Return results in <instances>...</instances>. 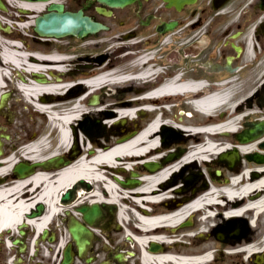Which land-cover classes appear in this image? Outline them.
I'll return each instance as SVG.
<instances>
[{
    "label": "flooded vegetation",
    "instance_id": "af4514ba",
    "mask_svg": "<svg viewBox=\"0 0 264 264\" xmlns=\"http://www.w3.org/2000/svg\"><path fill=\"white\" fill-rule=\"evenodd\" d=\"M66 2L68 9H82L108 28L88 34L83 39L74 36L64 39L44 38L37 34L31 38H25L17 32L9 33V36L17 38L23 45H28L32 50L39 52L38 55L27 56L26 60L29 63L49 66L46 68L48 76L54 77L56 82L68 83L64 94L60 97L76 99L83 95L86 96L83 103L81 102L84 107L81 114L87 116V120L89 118L116 119L117 123L110 131L116 135L115 142L129 133L137 136L152 122L158 121L160 134L157 145L161 147L158 153L161 151V154L165 155L155 161L164 167L171 152L187 150L189 145H196L202 141L201 136L197 137L196 141L191 137V141H187L188 135L193 133L187 130L194 129V126L201 128L210 125L209 122L203 125L195 120L192 123L186 121L188 119L186 114L193 111L191 105L193 100L182 95L173 99L166 92L158 96L160 94L158 91L174 78L177 83L196 82L199 85V87L196 86V90L201 94L215 92L218 85L223 84L227 87L231 85V81H234L245 89L251 90L242 97L248 109L244 111L241 108L240 111H244L243 114L248 113L249 118L254 116L258 120L264 119V111L261 112L258 106L259 102L264 100L262 99L264 97V0H121L118 4L103 0H66ZM167 23L174 24L173 28L165 29ZM166 37L170 39L165 43ZM101 39L107 40L105 49L102 48L97 52L91 50L92 52L77 59L71 57L76 53L72 52L69 47H65L67 40L68 42L74 40L81 43L104 45ZM55 42L61 44L56 47ZM115 43H117L116 47L111 50L110 48ZM53 44L55 47L51 46ZM167 44L168 48H159ZM174 49L181 51L182 56L175 55L173 58ZM152 50L154 53H150ZM12 51L17 52L18 49L8 50L9 53ZM140 51L144 52L138 53ZM131 52L136 54L132 55ZM156 52L168 65L169 70L159 77H144L152 74L148 70L138 79L142 70L149 67L139 64L155 56ZM58 53L69 57L68 61H64L63 72L52 69V66H56V61L49 56ZM108 59L110 61L105 63ZM68 64L72 65L69 69ZM54 71L55 75H52ZM108 73H112L109 77L114 79L105 80L106 82L98 80L96 86L93 88L89 86V81ZM182 75L183 79L180 78ZM29 76L36 81L46 78L43 72H32ZM16 77V81L13 80L14 78H0V137L4 141L2 158L14 155L18 160L16 163L26 162L28 165H34V163L47 161L58 154L62 155L64 161L71 160V162L82 157H90L89 148L85 146L88 142L84 135L86 128L83 125L73 128L72 143L68 150H57L58 143H55L58 139L57 131L50 124L45 110L37 111L33 105L26 102L25 96L18 88L19 82H24L25 79L18 71ZM11 82H14V88L9 87ZM164 94L166 95L163 96ZM95 96H98L96 106L93 105ZM56 97L58 95L47 94L41 96L40 99L51 101ZM21 99L25 104L22 108L19 107ZM255 100H257V105ZM68 106L48 108V111L61 115L67 112ZM124 110H131L133 116L127 117ZM254 110L257 112L251 113ZM30 111L33 112L35 119L32 118L33 114ZM200 113L203 112H199L197 118L201 115ZM217 115L224 116L225 112H218ZM21 118H24V126H19L18 121ZM32 119L33 126H28L26 122ZM172 121H175L177 126L173 125ZM36 124L37 127H35ZM6 135H9V138ZM19 137L23 141L21 144L18 141ZM88 137L90 139V135ZM43 139L47 140L48 146L42 148L40 156H26V152H20L24 145ZM96 143L101 142L96 140ZM259 145L264 148V139L259 142ZM152 156L147 155L144 162L133 167L138 176L144 175L143 169H146L144 164L153 158ZM243 159L234 163L233 166L218 156L215 159L214 168L210 171L209 184L203 177L195 175L186 182L189 178L188 170L194 169H181L179 174L172 176L165 183V187L171 189L172 197L158 203L148 204L150 210L141 205V203L145 204L143 196L135 192L133 194L135 200L132 202L133 211L125 214L128 220H122L123 222H121L118 207L113 208L112 204L108 205L109 203L102 200L95 202L100 206L99 217L92 223L89 222L81 208L94 202L77 198L71 205V210H65L62 215L55 214L41 224L39 220L46 215L47 204L32 198L34 195L31 194L32 191L11 192L14 194L11 199L17 200L18 196L22 195L21 199L27 206H19V202H16L9 209H2L4 205L7 207L10 205L2 200L7 198L6 195L0 197V264H62L64 250L67 246H71L73 250L72 264H153V259H145L138 242L123 235V224L131 227L134 236L139 237L142 233L140 228L144 226L142 217L168 216L180 206L195 200L204 192V187L210 184L219 189L230 186L233 178L242 175L246 170ZM3 163L0 162V167L9 165V163ZM257 164L259 167L264 166V163ZM13 167L7 171V174H0V186L3 188L17 187L18 181L30 177L28 175L21 179L18 174L14 173ZM42 169L37 167L35 172ZM46 170L57 171L58 168L47 167ZM218 170H221L220 175L217 173ZM116 171L123 172L119 169ZM128 176L129 174H126L125 178ZM249 177L258 178L253 176V170H250ZM83 188L90 191L92 186L81 185L79 187L80 190ZM263 194L264 189L256 190L246 196L240 204L256 200ZM216 195L219 196V193ZM181 203L183 204L178 206ZM7 211L12 213L7 214ZM73 216H76L92 233L88 235V242L81 245L82 249L78 247L69 230ZM252 217V212L249 211L246 214V221L230 222L227 226L219 223L216 225H220L221 229L225 228L234 232L244 225L247 229L244 238L241 236L242 240L236 241L230 236L229 242L246 244L261 238L258 236L260 233L253 232L251 225L254 223L257 227L259 225V229L263 228V216L255 219ZM218 226L215 232L210 233L214 240L219 239L220 228ZM165 228H168V234L175 237V240H181V242H175L172 241L173 238H170L171 242L162 243L160 246L164 248V252L171 253L174 260L176 257L193 258L200 254L198 246L202 238L199 237L200 224L197 222L196 214L176 224L175 229ZM61 239L64 244L62 247L60 246ZM185 241L190 243L186 245ZM171 244L173 247L184 246L183 248L187 249H170ZM194 248H197V251H193ZM147 250L153 253L151 243L147 245ZM223 255L226 256L225 252ZM222 256H215L210 264L224 259ZM229 257H236L235 261L231 260L226 264H259L257 255L229 254ZM260 260L264 264V258ZM166 263L176 264L174 261Z\"/></svg>",
    "mask_w": 264,
    "mask_h": 264
},
{
    "label": "bare ground",
    "instance_id": "6f19581e",
    "mask_svg": "<svg viewBox=\"0 0 264 264\" xmlns=\"http://www.w3.org/2000/svg\"><path fill=\"white\" fill-rule=\"evenodd\" d=\"M16 6L34 11L43 8L44 3L20 0L18 1V4H16ZM169 39V37H166L164 39V42H168ZM142 52L144 51H140L138 53ZM150 53H154V51L152 50L150 51ZM130 54L133 55L136 53L131 52ZM49 57L52 60L56 61V66H52V68H56L60 72H63L65 67L64 61L69 57L63 56L61 53L52 54V56ZM47 67L49 66L28 64L24 71L39 73L43 72V70H46L45 68ZM149 69L150 67H146L144 70H142L137 78L139 79L140 76L147 73ZM52 73V75H55V71ZM111 74L112 73H108L106 75L100 76L96 80L89 81L88 84L90 87H94L97 85L98 80L109 81L111 79H114L112 77H109L111 76ZM53 78L54 77H49L47 83H41L27 79V82H20L18 84V88L23 96H26L28 97V99L32 100L37 111L41 112L47 110V108L53 109L57 106L65 107V105H69V108L66 109L67 112L65 113L63 120L60 121L59 126L55 129L58 133L57 150L60 148L66 149L70 146L71 143V124L77 121V119L80 117V112L84 110L81 102L83 103V101L86 99V96L83 95L80 98L76 99L60 97L62 94H64V89L68 86V83L56 82ZM230 83L231 85H228L227 87L225 86L223 90L221 89L219 91L201 94L197 93L196 90H194L196 86L199 87L197 83H193L192 81L177 83L174 78V80L165 84V86H163L158 91L160 93L158 96H161L163 92H166L171 95L173 94V96H175L176 94V96H179V93H181L185 98H189L192 100H194V97H198L194 100V102L204 113L201 118L200 116L198 117L200 118L199 121L203 123L209 122L210 126L208 125L203 129V132L208 131V135L204 137L203 141L193 146L192 150L187 151L186 154H184L182 157L166 162L167 164L159 169H143L144 175L138 178L140 182V185L138 187L130 190L123 189L119 187V185L115 183V181L108 178V173L109 171H115V168H113L115 167V164L123 163L126 165L124 169H130L132 166L139 165L144 162L147 155H153V158H151L149 161L158 160L165 155L161 154V151L160 153H158L159 149L161 148L157 145L160 134V123L158 121L152 122L139 135L134 136L124 142L117 141L114 146L110 147V149L97 150L94 156L90 158L82 157L72 166L64 168L60 171L42 169L34 173V175H32L31 177H28V179L18 181L17 187L3 188L2 186H0V197L6 195L7 198L5 197L6 199L2 200L10 205L9 207L4 205L2 209L7 210V208L9 209L10 207L14 206L16 202H19V206L26 207L27 204H25L24 200L21 199V197L23 196L20 195L18 196L17 200H14L11 199V197L14 196V194H12L11 192L16 193L23 190L32 191L31 194H34L32 198H35V200L38 201L41 200L48 206L46 215H44L39 220L41 224H44L53 215L61 213L62 210L66 208L59 201V198L61 194L68 188H70L72 184L78 179L86 180L90 183H95V188L93 190L89 191L84 189L80 191L79 198L82 199L95 200L98 198H102L101 185L104 182L106 183L105 186H103L106 188L111 201H117L121 197H126L127 193H131L132 195L134 192H138V194L143 196V200L152 201L155 203L161 202L163 199L172 197V191L171 189H167L165 187V183L172 177L173 173L178 171L179 166L183 162L201 160L202 158H206L209 155H214L221 151L228 150L230 146H228V144H226V141L222 139L223 133L228 131H236L238 120H241L248 114H242L245 110L248 109L247 106H245V100H242V97L244 95L246 96V94H248V92L251 90L245 89V87L235 83L234 81H231ZM147 85H149V83ZM47 94H52L54 96L58 95V97L53 98L51 101H43L40 99L41 96ZM165 95L166 94H164L163 96ZM241 108L242 110H244L243 112L240 111ZM220 110L225 111V115L223 116L224 119L219 124H216V121L218 120L217 113ZM124 111L125 113H127V117L133 116L131 110ZM255 112L257 111L254 110L251 113ZM186 121L188 123L194 122L193 119H186ZM257 132H254V134H257ZM205 135V133H190V137L194 141L197 140V137L199 138V136ZM258 142L259 141L250 143L249 145H242L241 150L244 152H249ZM46 146H48V142L46 139H43L41 141L34 140L31 143L24 145L21 148L20 152H26V156L33 155L34 157H38L40 156L42 148ZM85 146L87 147L86 144ZM13 160H15V158L11 157L9 159V163H11ZM10 166L11 164H9L8 166L0 167V174H5L9 170ZM258 172L264 175V166L259 167ZM248 173V170H246L242 175L233 178V182L230 186H225L222 189H219L217 186L212 185L195 200H192L184 205H182L183 203L179 204L178 206H182H180V208H178L174 213L172 212L168 216H153L151 218L142 217L141 220L144 226H142L143 231H141V236L138 237V239L141 241V244L147 245L151 237L156 238L154 240H160V242L165 240V237L163 236L156 237L151 235L152 232L156 231L158 228L161 229L162 226H165L162 224L164 220L167 221L168 219V225L173 226L174 224L181 222V220L188 217L189 214L195 212L196 209L202 208L203 205H205L203 204V199L207 198V200L211 201L210 204L212 203V205L209 206L210 209H216L214 207H219L220 204V202L217 201L219 196L216 195L219 192L226 194V200L228 201V203H231L233 199L236 200V198H241V196L242 198H244L246 195L249 196V194L256 190L264 189V176H261L260 178L255 180H251L252 177L250 178V173L249 176ZM213 194L214 197H212ZM249 209L255 211V213L257 214L264 210V194L260 198L256 200H249L241 206L228 208L226 215L229 217L239 216ZM8 213L11 214L12 212L7 211V214ZM167 229L168 228H164V231H167ZM213 243V241H208L202 246L203 250H205V254H198L197 256L190 258V261L183 260V262L180 261L178 262V264H201L202 262L208 261L207 257L210 255V251L208 250L213 247ZM243 245L245 246L243 248H240L241 243L231 244V253H236L240 250H242L241 252L249 253L252 249H254L253 247L257 248L258 252L264 251V236L258 239L257 243L247 242ZM183 247L184 246L173 247L172 244L170 245V249H187L186 247ZM193 251H197V248H194ZM145 253V259H153L156 264H167L166 262L175 261L173 255L167 251L160 253Z\"/></svg>",
    "mask_w": 264,
    "mask_h": 264
},
{
    "label": "rangeland",
    "instance_id": "374dc122",
    "mask_svg": "<svg viewBox=\"0 0 264 264\" xmlns=\"http://www.w3.org/2000/svg\"><path fill=\"white\" fill-rule=\"evenodd\" d=\"M14 12V11H13ZM16 14V13H15ZM6 15V14H5ZM15 18V17H14ZM28 35H30L28 38H31V33L30 34H28ZM1 39V41H0V63L2 64V63H4V60L6 59L5 57H4V52H5V45L7 46V47H12V46H10L9 44H6L4 41H3V39L2 38H0ZM8 39V38H7ZM100 41H102V43H104V45H101L100 43L97 45V44H94V43H92V44H88L87 42H84V43H81V42H79V41H71V42H68V40H67V46H65V47H69V49L72 51V52H75L76 54L73 56V55H71V57L73 58H75V59H77V58H79L80 56H83V55H87L91 50H94L95 52H97V51H100L102 48H104L105 49V42L107 41V40H105V39H101ZM55 44H56V47H58V45H60L59 44V42H55ZM116 44L117 43H115L114 44V46L113 47H111L110 49L111 50H113L115 47H116ZM95 45V47H92V46H94ZM52 47H55V45L53 44V45H51ZM168 46V44L167 45H162V46H159V48H161V47H163L164 49L165 48H168L167 47ZM25 50V49H24ZM92 52V51H91ZM173 55H174V57H175V55H177V56H182V54H181V51H178L177 49H174L173 50ZM3 55V56H2ZM20 58L22 59V63L23 64H27L28 62H27V60H26V58H25V56H20ZM70 60H72V59H70ZM112 60V59H111ZM65 61H68V60H65ZM108 61H110V59H108V60H106L105 61V63H107ZM10 65H12V63L11 62H6V66H10ZM67 67H68V69L70 68V67H72V65H70V64H68L67 65ZM7 69H9V67H6ZM4 70V68H2V71ZM16 70H13V77L12 78H14L13 80L14 81H16L17 80V77H16ZM10 86H12L13 88H14V86H15V84H14V82H11L10 83V85H9V87ZM20 98V97H19ZM262 99H264V97H262ZM21 101H22V99H21ZM24 104V102L22 101V102H20V106L19 107H23L22 105ZM255 104L257 105L258 103H257V100H255ZM254 104V105H255ZM25 105V104H24ZM258 106H259V109H261V112L262 111H264V100H261V102H259V104H258ZM30 107V106H29ZM31 108V107H30ZM32 109V108H31ZM30 113L31 114H33V112L32 111H30ZM222 114V113H221ZM248 116H250L249 114L248 115H246L245 116V118L244 119H242V120H238V122H237V129L239 130V132H246V130H248L250 127H253L254 125L252 124L253 122H255V121H257L258 120V118H256V117H252V118H249ZM32 118L33 119H35V116H34V114H33V116H32ZM23 119L24 118H21V119H19V121H18V123H19V126H24V123H23ZM33 119L32 120H28L26 123L28 124V126H33L32 124H33ZM37 119V118H36ZM250 119H252V121H249ZM17 120V119H16ZM15 120V121H16ZM96 121V119H93V124H92V127L91 126H89V128H88V130L91 132V135H95V133L97 134V136H98V139H97V141H100V139L99 138H101V140L102 141H100L101 143H105V142H108L107 140H106V138H105V136H102V135H98V134H101V131H99V130H97L95 127H94V122ZM176 123L175 121H172V123ZM252 124V125H251ZM35 127H37V124L35 125ZM112 130V126L110 125V127L107 129V133H106V137H108L109 138V141H114V139L116 138V135L115 134H113V133H110V131ZM85 135V137H86V140H89L88 138V135L87 134H84ZM233 136H226V137H224V138H226L227 140H228V143H235V141H236V138H234V134H232ZM20 136V135H19ZM55 138L57 137V134H56V132H55ZM101 136V137H100ZM262 139H264V136L262 137ZM18 141H19V144H21L23 141H21V139H20V137L18 138ZM95 142V141H94ZM188 142H190V140H188ZM55 143L57 144V140H55ZM64 150V149H63ZM250 152H252V153H260L261 155H259V156H256L257 158H262V159H264V148H261V146L258 144L257 146L255 145L254 146V148L252 149V150H250L248 153H246V152H244V151H242V159H243V162H244V169H246V170H248V171H250V170H258V168H259V166H258V162H257V160L254 158V157H250ZM246 157V158H245ZM214 158V157H213ZM194 164V166H197L199 169H201V170H203V171H205L206 172V170H208L209 171V169H213L214 168V166H212L211 168H209L208 166H210V165H208V164H204V163H193ZM208 165V166H207ZM103 185H101V189L103 190V188L104 187H102ZM101 190V191H102ZM127 193V192H126ZM127 196V199L126 200H131L132 202H133V197H131L130 196V194H126ZM105 197H107V196H105ZM131 201H130V203L129 204H127V206L129 207V206H132V203H131ZM131 204V205H130ZM130 209V208H129ZM128 208L126 209L127 211L129 210ZM263 228H262V233H264V213H263ZM234 220V219H233ZM200 222H203V226L205 227H202V229H205V230H207L210 226V220H208V221H201V220H199ZM218 221V218H216L215 219V222H217ZM219 221H224V220H219ZM227 221H232L231 219H228ZM223 223H226V222H223ZM129 228H131V227H129ZM208 231V230H207ZM123 234H124V232H122ZM167 235H168V237L170 236V237H173V236H171L170 234H168L167 233ZM174 238V237H173ZM205 243L204 242H202V246L204 245ZM221 247L222 246H220V244L217 242V241H215L214 243H213V248H215V250H218V249H221ZM222 258H224V259H220L218 262H214L215 264H226L228 261L229 262H231V260H234L235 261V258L236 257H229V254H226V256H222Z\"/></svg>",
    "mask_w": 264,
    "mask_h": 264
},
{
    "label": "water",
    "instance_id": "95a60500",
    "mask_svg": "<svg viewBox=\"0 0 264 264\" xmlns=\"http://www.w3.org/2000/svg\"><path fill=\"white\" fill-rule=\"evenodd\" d=\"M30 1H38V0H30ZM0 7L5 9V4L2 0H0ZM49 12L41 15L36 20L35 30L39 34L44 35H56V36H64L68 34H74L77 36H83L89 32H93L99 28V24L94 22L90 17L83 14V11L78 12H69L64 11V5L59 3H53L49 7ZM149 167L154 168L155 166L150 165ZM31 167L19 164L16 167V171L23 175L25 170L30 169ZM83 182V180L81 181ZM133 181H128L126 184L131 185ZM75 187L70 188L63 195V201L68 202L74 197ZM73 233L74 238L80 242L81 236L87 231L83 226L76 223L72 225L70 228ZM67 258L70 259V255L68 253ZM70 261V260H69ZM68 261H65V264Z\"/></svg>",
    "mask_w": 264,
    "mask_h": 264
}]
</instances>
